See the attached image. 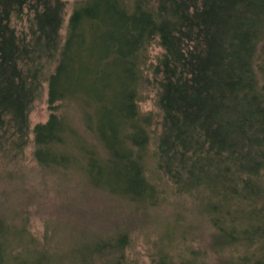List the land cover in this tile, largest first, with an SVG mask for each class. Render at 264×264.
<instances>
[{
  "label": "trees",
  "instance_id": "1",
  "mask_svg": "<svg viewBox=\"0 0 264 264\" xmlns=\"http://www.w3.org/2000/svg\"><path fill=\"white\" fill-rule=\"evenodd\" d=\"M66 6L0 0V166L28 144L46 79L33 155L58 200L70 189V212L82 196L94 212L150 218L169 194L186 196L215 247L235 249L222 264H264V0H80L62 34ZM147 81L159 90L155 140L158 121L139 104ZM25 208L0 217V264H129L137 225L84 233L72 213L54 214L40 238ZM52 225L70 231L67 244ZM152 260L197 263L164 248Z\"/></svg>",
  "mask_w": 264,
  "mask_h": 264
},
{
  "label": "rangeland",
  "instance_id": "2",
  "mask_svg": "<svg viewBox=\"0 0 264 264\" xmlns=\"http://www.w3.org/2000/svg\"><path fill=\"white\" fill-rule=\"evenodd\" d=\"M65 1L67 6L61 30L62 34L66 32L68 18L75 2L80 0ZM162 53L163 48L158 43H154L151 46V61L156 63L158 56ZM147 73L152 78L151 70H148ZM158 98L159 90L157 86L147 81L142 87L139 104L144 113H151L154 119L158 121L153 126L154 140L161 129L159 123L161 111ZM49 113L48 82L43 79L40 92L29 113L28 144L23 153L16 159L1 162L0 168L4 169L0 177V217L24 210L23 207H26V215L29 216V229L40 238L46 232L45 219L50 216L54 217V214L68 217L69 213H72V217L69 219L70 225L79 226V229H84V233H87L91 228L90 224H97L98 229L96 226L94 229L96 228L101 233H108L110 230L117 231L122 226L135 224L137 226L131 235L132 243L127 248L129 264H152V258H155L159 249L162 248L168 250L172 259L177 262L193 259V261L196 260V264H222L228 260L230 253H233L235 249L230 246L219 249L215 247L217 242L213 227L205 219V216L198 211L193 198L169 194L160 208L153 209L155 211L150 218L142 212L139 215H133L129 209L123 207L117 208L115 212H108V210L104 211L103 209L101 212H94L86 207L90 201L82 196H79L72 212H70L64 206L65 202L71 199L69 196L70 189L66 185L59 198L61 200H58L55 193L48 190L53 188L55 184L52 183L51 179L47 182L42 181L39 174L40 166L33 155L35 147L33 128L35 124L45 122ZM10 170L14 171L12 175L9 173ZM27 201H30V203H27ZM38 204L41 205L40 208L37 207ZM82 207L84 208L81 212L77 213ZM57 227L54 226L53 228L57 229L58 238L59 234L63 235L62 243L67 244L71 238L70 231L64 226H62L63 228ZM53 228L49 233L52 234ZM66 234H69V236ZM58 238L53 239L54 246L61 241H57ZM87 239H89V234Z\"/></svg>",
  "mask_w": 264,
  "mask_h": 264
}]
</instances>
